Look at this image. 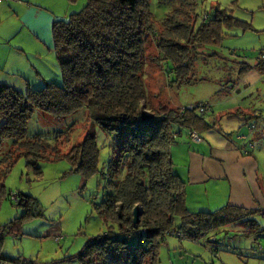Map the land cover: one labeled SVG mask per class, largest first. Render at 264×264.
I'll return each mask as SVG.
<instances>
[{
	"label": "trees",
	"instance_id": "trees-1",
	"mask_svg": "<svg viewBox=\"0 0 264 264\" xmlns=\"http://www.w3.org/2000/svg\"><path fill=\"white\" fill-rule=\"evenodd\" d=\"M157 1L175 4L159 27L150 0H87L69 20L52 24L58 81L27 85L25 92L0 84V146L6 139L13 146L0 162L2 172L21 157L35 170L41 159L65 157L76 171L89 176L98 172L97 131L111 138L110 192L99 210L107 231L76 255L81 264H158L160 247L170 236L196 243L206 239L216 257L223 249L211 234L231 225L240 226L245 236L264 233L263 210L230 204L213 211L187 208L185 183L175 172L171 147L183 129L195 131L204 122L196 115L198 107L154 108L147 82L151 68L163 72L170 63L176 82L188 83L199 48L220 42L226 16L219 11L199 23L197 0ZM258 62L264 69V50ZM148 111L152 120L144 121ZM34 112L55 122L80 114L85 120L83 141L65 153L59 145L66 143L68 133L54 132L53 138L28 135ZM16 198L26 210L11 224L30 216V196ZM135 209L140 211L137 224ZM18 259L0 252V264Z\"/></svg>",
	"mask_w": 264,
	"mask_h": 264
},
{
	"label": "rangeland",
	"instance_id": "rangeland-1",
	"mask_svg": "<svg viewBox=\"0 0 264 264\" xmlns=\"http://www.w3.org/2000/svg\"><path fill=\"white\" fill-rule=\"evenodd\" d=\"M197 1L199 23L207 15L224 12L226 18L222 22L220 42L199 48L201 54L192 61L193 72L188 76V83L176 82V72L170 63L164 65L166 70L163 72L151 68L147 82L154 108L166 106L177 110L200 105L208 107L205 114L196 109V115L209 125L196 129L201 141L189 142L188 135L182 130L177 139L178 146L171 149L173 165L178 164V168L179 163L173 159L178 160L177 153L180 154L185 148L196 149L199 143L225 146V141L230 137L244 136L233 133L235 123L227 122L229 112L256 113L261 118L257 121L258 129L264 126V69L261 70L258 62L264 50V0ZM68 3V6L55 7V19L69 20L70 15L82 10L87 0H68ZM149 5L156 20L155 25L159 27L175 4L160 5L157 0H150ZM12 16L9 10L4 16L5 20L0 22V84L25 92L27 85L39 87L43 80L58 81L59 67L51 42L49 46L41 40L39 44L33 41L29 38L34 36L28 29L29 23H23L26 26L22 30V23L7 22ZM51 27L52 23H48L50 41ZM84 125L85 120L80 114L55 122L48 115L34 112L28 123V135L41 134L53 138L54 132L68 133L66 143L62 146L58 144L66 153L83 141ZM249 137L255 144L259 171L264 175V148H259L264 140L260 141L256 135ZM59 139V143L62 142L63 138ZM110 139L97 131L96 143L100 150L98 172L89 176L76 171L65 157L41 159L38 170L27 167L24 157L17 159L8 172H2L0 166L2 253L12 258L20 257L15 264H81L76 255L89 240L107 231L99 210L110 192L107 174L109 160L113 157H110ZM1 144L0 162L13 147L8 139ZM194 190L192 188L186 194L189 210L213 211L224 206L214 205L215 202H210V195H199ZM20 194L32 199L28 214L34 217L26 216L11 224L26 210L23 204H18L16 197ZM207 201L211 204L208 205ZM179 221L176 219L174 225L178 227ZM213 234L210 235L211 240L218 241L217 247L223 249L216 257L210 252L206 239L196 243L170 236L160 247L158 264H264V233L245 236L240 226L231 225ZM229 245L232 248L230 252L225 250Z\"/></svg>",
	"mask_w": 264,
	"mask_h": 264
},
{
	"label": "crops",
	"instance_id": "crops-1",
	"mask_svg": "<svg viewBox=\"0 0 264 264\" xmlns=\"http://www.w3.org/2000/svg\"><path fill=\"white\" fill-rule=\"evenodd\" d=\"M68 4V0H0V22L5 20L4 16L11 10L13 16L9 17V20L7 19L8 23H22V30L26 26L23 23H29L28 29L34 34L33 37L31 35L29 38L38 44L41 40L44 45L48 44L49 46L51 42V48L54 50L52 37L51 41L49 38L48 23L53 24L56 20L55 7L68 6ZM44 11L49 13L46 14ZM254 115L257 116L256 113L250 115L247 111L228 113L227 122L235 123L232 126L234 127L233 133L238 132V135H244L242 136L244 138H240L241 136L230 137L228 141H225V146H206L204 143H199L196 149L185 148L180 154L177 153L178 160H173L179 163V168L176 164L177 167L174 166V169L185 183L186 194L193 188L199 195H210V202H215L214 205L217 206L230 204L247 210L264 211V175L259 171L258 161L254 153L255 144L249 137L256 135L260 141L264 140V126L258 129V120L253 119ZM230 118L234 120H230ZM252 126H254V130L251 132ZM206 127L209 125L204 122L196 129ZM196 129L191 132L190 129H183L188 135L189 142L193 141L190 138L191 133L197 134ZM176 145L177 143L172 145L171 149ZM259 148H264L263 142L262 147ZM207 152L208 155L206 156L205 153ZM174 154L176 155V153ZM185 162H187L186 165ZM210 202L208 205L211 204ZM199 210L205 209H198L197 211Z\"/></svg>",
	"mask_w": 264,
	"mask_h": 264
},
{
	"label": "built area",
	"instance_id": "built-area-1",
	"mask_svg": "<svg viewBox=\"0 0 264 264\" xmlns=\"http://www.w3.org/2000/svg\"><path fill=\"white\" fill-rule=\"evenodd\" d=\"M198 109L200 110L201 113H205V112L208 110V107H207L206 105H200V106L198 107ZM253 130H254V126H252V127L250 128V131H251V132H252ZM190 138H191L193 141H200V137H199L197 134H194V133H191ZM240 138H244V137L241 136ZM15 197H16V196H14V199H16Z\"/></svg>",
	"mask_w": 264,
	"mask_h": 264
},
{
	"label": "water",
	"instance_id": "water-1",
	"mask_svg": "<svg viewBox=\"0 0 264 264\" xmlns=\"http://www.w3.org/2000/svg\"><path fill=\"white\" fill-rule=\"evenodd\" d=\"M143 120L146 121V120H152V116L148 113H144L143 114ZM262 217H264V214L261 215ZM139 217H140V211L139 209H135L134 210V223H138L139 221Z\"/></svg>",
	"mask_w": 264,
	"mask_h": 264
}]
</instances>
